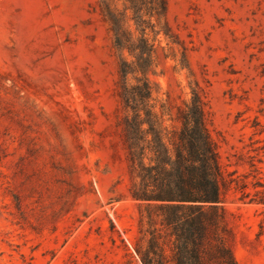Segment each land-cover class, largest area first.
<instances>
[{"label":"rangeland","instance_id":"374dc122","mask_svg":"<svg viewBox=\"0 0 264 264\" xmlns=\"http://www.w3.org/2000/svg\"><path fill=\"white\" fill-rule=\"evenodd\" d=\"M166 19L189 69L160 52L154 103L174 116L198 85L236 180L231 252L264 264V0H167ZM116 78L97 0H0V264H141Z\"/></svg>","mask_w":264,"mask_h":264},{"label":"trees","instance_id":"16d2710c","mask_svg":"<svg viewBox=\"0 0 264 264\" xmlns=\"http://www.w3.org/2000/svg\"><path fill=\"white\" fill-rule=\"evenodd\" d=\"M97 7L117 61L116 127L128 194L140 209L134 246L139 261L237 264L221 206L227 185L236 180L227 181L221 171L200 88L193 84L174 116L167 104L154 103L151 77L160 52L189 69L186 48L166 19L167 0H97Z\"/></svg>","mask_w":264,"mask_h":264}]
</instances>
